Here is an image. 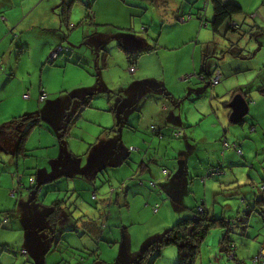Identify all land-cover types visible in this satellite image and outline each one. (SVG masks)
<instances>
[{
  "label": "rangeland",
  "instance_id": "obj_1",
  "mask_svg": "<svg viewBox=\"0 0 264 264\" xmlns=\"http://www.w3.org/2000/svg\"><path fill=\"white\" fill-rule=\"evenodd\" d=\"M195 1L197 2L193 11L191 4L194 5ZM204 1L205 0H186V3H189V7H185V5L182 6L185 8V10H183L184 13H186L185 16H188L190 14L189 12L196 14V11L202 7ZM233 1L243 8V15L234 17V19L240 21L239 24L241 29L239 33H227V38L224 36V32L217 37L220 45L222 44V38H225L224 41L226 42V46L222 50H215V52H217L215 55L217 60H214L216 63H221V61H225L226 59L231 60V58H237L244 63L245 68L250 67L254 71L240 72L238 76H231L232 79H230V82L228 81L229 79H224L218 86L222 87L224 84V86L228 87L226 89L247 86V84H245L247 83L246 79L255 76V66L260 67L264 65V0ZM209 5L208 13L211 15L213 12V4L209 1ZM84 10H86V8L78 4L74 5L70 24L74 25L75 28L65 27V34H70L68 40L65 41L67 46L60 45V47L64 49L63 52H66L70 46L80 47L82 42L87 40L88 45H85L81 51L91 54L92 56L90 59L92 60V57H94L92 49H94L95 52L98 51L96 44L93 43L110 38L112 30L130 35V22L129 24H127L128 21L126 20L123 22L124 16L115 10H111V16L107 15L109 21L106 19V15H104L103 20L107 22H102L103 25L101 27L96 26V24H99L97 21L80 26L85 18ZM56 12L58 15L59 9H57ZM117 14L120 15L118 18L116 17ZM173 15L174 14H169L164 20L163 18H157L155 12H152L151 16L148 14L147 17L144 18V23L148 25L149 20L153 21L152 18L155 21L151 27L152 36L150 35L148 37L143 33L144 36L141 34V28H144V26L141 27V18L133 19L132 23L137 21V36H143L144 38L152 37V39H154L152 43L146 41L147 50L156 43L158 47H164L167 52H169V47H176V45L177 47L181 46L182 50L180 49L178 52L172 54L176 56L180 66H182L181 62L186 63L189 59L186 49L188 48V43L193 44L190 42V39L194 38L196 33L193 32V27H182L189 25L191 21L182 23L178 21L176 16L172 17ZM194 18H196L195 15ZM111 21H113V23ZM208 21L209 26L207 27L209 29H205L206 31L201 30V40L206 38V41H209L210 35L212 34L213 36L210 24L212 18H208ZM106 23L109 25H106ZM115 23L127 24L124 26L126 30L123 31L115 28V25H117ZM90 28H98L99 30L96 31L94 35L89 34L93 35L92 37H86V31ZM207 30L209 31L207 32ZM120 37V41H122L124 37ZM259 42H261V44ZM185 44L187 46H184ZM254 45H257V47ZM47 47V51L38 52L39 55H42L41 61L36 60L32 62V57L34 58L35 56V52L33 51L30 55H20V58L24 57L26 59L23 61L19 75L20 77L25 76L26 79L21 78L18 80L21 83L25 81L24 83H26L27 88L25 95L29 96L31 94L30 99L25 98L23 94L18 96L16 86L13 84L12 88L8 87V90H12L13 93V96L9 97H13L10 103L12 107L9 104L4 107V104L0 102V113L3 110L5 114H12L15 113L16 108H18V114L15 118L19 117L21 118L19 120H22L15 126L17 131L14 133L13 138L0 141L2 142V145L0 144V151H3L5 153L4 155H7V158L5 156L0 158V264H37L39 258V264H129L150 241L156 240L160 235L165 233L167 229L171 228L184 217L191 216V209L200 207L204 205V203L206 205L204 206L206 210H208L210 215L216 218H221L222 216L231 218L232 215L233 217H237V211H239L238 216L245 220L249 229L246 236H240L241 233L237 236L233 235L234 237L231 235L232 241H234L237 247L238 260L243 261L244 264H258L254 259L257 256L261 244L264 245V206H259L255 200L264 197V194H261V186L264 185V144L261 149L259 148L258 152H255L256 144L252 143L243 147L242 149L245 156L241 158L236 151L229 148L226 149L221 139L223 142L220 147V150H222V158L217 157V160L221 159L220 164L218 161L217 165H222L226 170L223 174L217 176H204L207 181L206 188H204L203 184V175L197 174L199 170L197 171L195 169L194 164L197 160H193L192 163H190V175L188 176L190 185H187V191L185 192L187 194L190 192V195H184V203L186 206H181L172 199L168 201L167 198L164 200L158 199L157 202H154V200L148 204L146 199L142 200V197H138L141 198L140 200L135 199L136 201L132 202L131 206H104L102 200L108 198V194L106 195L104 193L108 192L110 195L111 189H115L117 192L121 186L126 184L124 181L125 179L122 178L121 175H132L135 173L137 171L133 169L136 165L134 164L135 161L133 164H130V160L128 159L126 162L128 166L126 167L125 165L124 168H121L120 165L117 166L115 162L121 159L122 154L120 152L123 148L118 147V140L109 138V131L114 125V119L109 109L111 110L114 103L107 108L101 107V101H104L103 103L107 102V99L104 97L105 94L97 95L93 98L91 100L93 108L86 113H84V110L76 114L77 106L83 103V100L74 102L73 106H71L74 108L67 111L65 115L63 110H60L58 104L63 100L66 101L65 97H70L71 94L74 95L76 93L75 91H84V89L80 87V83H83L88 78L80 71L71 67L74 60H71L68 53H65L66 62L70 64L68 69L65 67L67 63H62L59 58L63 52L54 60L53 64H50L49 59H51V55L57 49V46H53L51 43L47 44ZM112 49H114V47ZM164 49H160V52L156 53L157 55L151 60L149 65L152 70L160 69L159 62L165 54L163 51ZM260 49L261 51L257 53ZM15 51H18V49L16 48ZM223 51L226 53H223ZM239 53L244 55L243 58L237 57ZM133 54L138 59L145 57L143 55L138 56L137 53ZM222 56H225V58L221 59ZM16 57V53H14L13 58L15 59ZM34 59H36V57ZM94 59H96V57ZM141 60L142 65L145 67L146 59ZM86 61H83V67L84 63L91 67V62L88 61L87 63ZM125 62L126 66L123 67L122 56L120 55L119 58L116 57L113 62L109 64V71L107 70L104 74L102 72L99 74L96 73V82L99 79V82L101 80V83H105L106 85L110 84L117 86L123 74H127L128 78L131 79L129 75L130 72L129 74L126 72L129 67L126 57ZM235 63H237V61ZM180 70H184V67ZM160 71L162 73V69H160ZM2 72L0 76L3 74L9 75V77L11 76V72H6L5 68ZM43 72L46 73V83L49 82L51 86L49 89L50 98L47 101L42 100L43 102H39L37 100L39 94L38 88L43 77ZM231 72V69L227 70L228 74H231ZM28 73L31 75L27 76ZM189 75L191 74H187V76ZM173 78V75H171L170 80ZM150 79L154 87L152 86V89H149L151 91L149 93L151 98L149 99L156 97V99L158 98L159 100L160 98V108H162V103H167L170 106L171 102L169 98L165 97L166 94L163 96L165 88H158L159 82L155 81L154 72L151 74ZM179 79H181V77H179ZM196 80L200 83L202 82L199 77H196ZM200 87L203 89L201 92H194L195 94H192L188 100L181 101L182 105L186 106L187 110L185 112H187L189 108L190 112L196 113L207 107L203 99L209 101L210 93L211 91H215L216 87H207L203 82ZM1 88L2 84H0V90ZM147 90V87L142 88V98L146 95ZM222 91L224 90L222 89ZM227 91L228 90H225V92L221 94L225 97L222 103L219 99V97H222L221 95L216 98L214 102L215 105L220 106L222 109L224 108V101L228 99L225 94ZM202 92L203 94H200ZM95 93V90L91 91V94ZM108 95H110L109 91ZM252 95L253 100L257 99L259 96L257 92H254ZM1 96L2 95H0V97ZM85 97L86 96H83L82 99H85ZM9 98L4 101L10 102ZM193 101L197 103L196 107H194ZM176 104L177 102L173 103V105ZM126 111L128 114L126 118L128 119L131 117L130 115L135 114L138 109L129 108L126 109ZM263 112L264 98L260 97L258 105H256L255 102V104L251 106L247 121L251 118L260 120L263 127ZM26 117H28V119H26ZM198 118L196 123L193 124V127H196V124H198V126L201 124V118ZM107 120H113V124L106 126L104 123L109 122ZM122 120L123 118L120 117L118 122L121 124ZM133 121L134 118H132V122ZM212 121V119H206L202 127L197 126L196 133H199L201 136L202 130H204L205 127H209ZM127 124H129L128 121L125 125ZM237 128L240 129L241 127H237V125L232 127L233 130L240 134V130ZM188 129L189 128H186V130ZM231 133L233 134L232 131ZM228 134H230V131ZM22 135H24V137H22L23 140L21 141ZM227 137L229 139V135ZM237 140V142L228 143L242 144L239 139ZM69 145H71V148H69ZM202 147L201 145L199 146V148ZM211 149L214 150L217 148L213 146ZM245 149H247V151ZM96 151H105L108 153L105 155V158L112 159V166L99 164L95 166L94 169L90 170L91 167H89L88 162L90 153ZM225 152L227 153L226 156ZM194 154L195 153H190L191 156H194ZM207 154L211 156L212 152H207ZM218 154L219 151L217 152V155ZM11 156H13V158H11ZM246 156L248 157V162ZM252 156L253 158L251 160ZM122 157L126 158L127 154H124ZM129 158L132 159L130 156ZM11 160H13V162H11ZM234 160L238 161L232 164ZM61 163L65 164V166L60 168L59 171L61 172L73 170L75 172L82 171V173L88 174L81 173L78 176L83 175V177H79L78 180L73 177L69 179L65 178V176H56L39 187L40 189L37 190L36 197L32 200L36 192L34 185L37 186L43 179L57 175V167ZM179 163L181 165L183 164V162L177 161L175 163L176 166H179ZM74 164H77V166H74ZM214 169L220 172L218 170L219 167L211 168V170ZM231 169H233L232 173L230 172ZM179 172L180 176L185 174L183 173L185 170L180 169ZM193 172L196 173L195 176ZM249 173L253 174L252 177L248 176ZM208 174L209 171L207 175ZM190 177H193L192 181H190ZM236 177L241 185L243 183H247V185L238 188L237 183H233ZM177 179L178 175L174 174V180H176V182ZM200 181H202V183H200ZM183 186H186V183H182V187ZM94 192L96 193L98 202L92 199V194ZM241 192H249L248 198L251 199L252 197V200L255 199L253 201L254 206H251L249 209L251 210L250 214H248V211L247 213L245 212L247 210L246 208H249V206H245L242 203L244 196ZM213 199H216L215 204H213ZM227 202L233 204L231 208L228 207L230 205L226 204ZM55 204H57V207ZM242 204L243 206H241ZM155 205H159L158 212L154 211ZM85 222H87L86 224H88V227L92 228L93 224L95 228L99 229L100 236L98 242L90 236L94 234L87 231ZM60 231H64L62 235H60ZM224 233L225 230L221 228H214L209 232L206 240L202 243L201 251L195 264H239L229 258L231 255L228 256V254L222 250L220 242ZM61 237L62 240L58 245L57 239ZM81 239L87 240L88 244L83 240L81 245L79 242ZM90 240H93V250H96L94 255H89V251H91L89 249ZM128 243H131L132 251L134 252V255H131V259L126 256ZM97 247L99 248L97 249ZM23 250H26L27 254H23ZM43 253H45V255ZM81 255L85 258L84 261L81 260ZM177 263L178 250L176 247L170 246L165 248L160 256L148 261L147 264Z\"/></svg>",
  "mask_w": 264,
  "mask_h": 264
},
{
  "label": "crops",
  "instance_id": "obj_2",
  "mask_svg": "<svg viewBox=\"0 0 264 264\" xmlns=\"http://www.w3.org/2000/svg\"><path fill=\"white\" fill-rule=\"evenodd\" d=\"M61 1L62 0H0V70H1L0 73H3L2 71H4V68L6 69V72L7 71L11 72L10 77L7 74H3L2 76H0V84H2V88L0 90V95L2 96L0 97V102L4 104V107L8 104L12 107V104L10 103L11 100H13V97L11 98L9 97L13 96V93L12 90H8V87L12 88L13 84L16 86V91L18 93V96H21V94H23L24 96L26 94L25 92L27 88H26V83H24L25 81L21 83L18 80L21 78L26 79L25 76L20 77L19 75L20 70L22 69L23 61L26 59L24 57L20 58V55L23 56L24 54L30 55L31 52L33 51L35 52L34 58L36 57V59L32 57V62H35L36 60L41 61L42 55H39L38 52L47 51L48 50L47 44L52 43L53 46L54 45L57 46L56 48H58L60 45L67 46L65 41L68 40V36L70 33L67 35L65 34L66 26L62 23L59 16L60 5L62 3ZM196 2L197 1H195L194 5L191 4L193 11L195 9ZM89 3H91L92 16L86 22L81 21L82 25L80 26H84V24H88L89 22L93 23L97 21L99 22V24H96V26L101 27L103 25L102 22H107L103 20L104 15H106V19L109 21L107 15L111 16V10H115L120 12L124 16L123 22H125V20L128 21L127 24H129L130 22L131 28L129 30L133 32V33L129 32L130 35H126L124 33H120V31L115 32L112 30L111 31L112 33H110L111 34L110 38H106L104 39V41L102 40L97 43H93L96 44L98 51L95 52V50L92 49L94 55V57H92V60L90 59V57L92 56L91 54L81 51V49L85 45H88L87 40L86 41L84 40V42H82L80 47L70 46V48H68L69 51L67 50L66 52H63L59 56L61 62L63 63L67 61L65 59V53H68V55L71 57V60H74L73 62L74 64L72 63L71 67L73 69L80 71L86 76V78H88L83 83H80V87L84 89V91L83 92L75 91L76 93L74 95L71 94L70 97H65L66 101L63 100L58 104L60 110L61 111L63 110L65 115L67 114V111H70L74 108L71 107L73 106L74 102H76L77 100L85 101L86 98L87 99L90 98V103H88L89 105H83L84 103L83 102L77 106L76 114L79 112H83L84 110H85L84 113H86L87 111L93 108V103H91V100L95 98L97 95L105 94L104 97L105 99H107V102L103 103L104 101H101L100 106L103 108H107L111 104L113 105L114 103L111 110L109 109V112L114 119L113 127H111V129L108 128L110 129L109 138L111 139L115 138L116 140H118V147L123 148V150L120 152L122 156H124V154H127L126 158H123L121 156V159H118L115 162L117 163V166L120 165L121 168H124L125 165L126 167L128 166L126 164L128 159L130 160V164H133L134 161H135L134 164H136L135 167H133V169L137 170L136 172L134 171L135 173H133L132 175L131 174L121 175V177L125 179L124 181L126 184L124 186H121L120 190H117V192L113 194L114 196L112 194L109 195L108 192L104 193L106 195L107 194L109 195V196L107 195L108 197L107 199L102 200V204L104 206L106 205L131 206L132 202L136 201L135 199L137 200L141 199L138 197H142V200L146 199L148 204L150 202H153L154 200H155L154 202H157L158 199L164 200L165 198H167L168 201L172 199L173 201L175 200V202L178 203L179 205L186 206V204L184 203L185 202L184 195L187 194L185 193L187 191V185L188 184L190 185L188 176L190 175V163H192L193 160H197V162H195L194 164L195 169L197 171L199 170L197 174L201 176L203 175V184H204V188H206L207 181L204 178V176L208 177L207 176L208 171L212 172L216 170V169L211 170V168L221 167L223 168L224 171L226 170L225 167H223L222 165L219 166L217 165L218 161L219 164L221 162V159L217 160V157L222 158V150H220V147L222 146L221 143L237 142L238 141L237 139H239V141L242 142V144H238V143L237 144L241 148L246 147L247 145H250L252 143L256 144L255 152H258L259 148L260 149L262 148L264 144V126L262 127L261 121L254 120L253 118L247 121V117L249 115L248 113V115L243 120L244 123L242 125H237V127H241L240 129L237 128L238 130H240L239 132L240 134H238L237 131L232 129V127H235L236 125L232 123L230 120V116L232 113L230 109V103L236 94H242L249 103V108H250L249 112L251 110V106L255 104V102L256 105H258L260 101V97L264 98V95H262L258 91L260 87L264 86V65H261L260 67L255 66V76H253V78L248 77L246 79L247 83L245 82L244 83L247 84V86L245 87L226 89L228 87L224 86V84L222 85V87L218 85L212 87V88L215 87L216 88L215 91H211L209 96V101L203 99V101L206 102L207 107L203 110H200L199 112L196 113L190 112L189 108H188L189 112L188 111L185 112L187 110L186 106H183L181 103V101L188 100V98H190L192 94L201 92L203 90L200 87L202 82L200 83L196 79H193L191 81H184L183 77L186 76L187 74H205L206 72L212 74L214 72H220L221 82L224 79L225 80L229 79L228 81L230 82V79H232L234 75L238 76L240 72H247L253 70L250 67L245 68L244 63L237 58H231V60L226 59L225 61H221V63H216L215 60L217 59L215 58V55L217 52H215V50L218 49L219 51L224 49V47L226 46V42L224 41L225 38H222L223 39L222 44L220 45V42H218L217 39V37L219 36H216L214 33L213 36L212 34L210 35L209 41H206V38L201 40V34H200L201 30L206 31L205 29H209L207 27L209 26L208 18L213 19L214 16L213 12L211 13V15L208 13L210 6L209 3L204 10L205 11L204 14L207 19L204 22V24L199 19L194 18L195 14L193 12H189L190 13L189 15H193L192 19L189 20V22L190 21L191 22L189 25L182 26L183 28L193 27L194 30L193 32L196 33L194 38L190 39L191 40L190 42H192L193 44L188 43V46L186 44L184 45L188 47L186 49V53L189 59L188 61H186V63L181 62L182 66H180L178 59H176V56L172 54L178 52L182 48L181 46L177 47L176 45V47H169V49L167 48L169 52H167L162 46L156 47L157 43L154 44L153 47H150V50L152 49V51H150L149 53L142 54L145 57H141L140 59L137 58L134 60L133 57L134 54H132L133 56L129 55L132 58V61H134L133 63L132 61L130 63L129 56L121 48V46H123L122 45L123 40L120 41L121 40L120 36L124 38L126 36H135L141 38L145 41L144 48H146V41L152 43V40L154 39H152V37L144 38L143 34L147 35V37L150 35L152 36L151 27L155 21L152 18L153 21L149 20L148 21L149 24L147 25L146 23H144V18H146L148 14L151 16L152 12L153 13L155 12V16L157 18L159 19L163 18L164 20L169 14H174L172 17L176 16V18L180 16H185L186 13H184L183 11L185 10V8H183L182 6L185 5V7H189V3H186V0H132V1L131 0H82L76 2V4L84 8H86V5ZM204 3L205 2H203V4ZM57 9H59L58 15L56 12ZM84 11L86 15V10ZM198 11L199 9L196 11V13ZM118 16L120 15L117 14L116 17L118 18ZM138 18H141L140 19L141 27L144 26L143 29L141 28L142 31L141 34L143 33L142 34L143 36H137L138 33V29L136 25L137 21H134V23H132L133 19H138ZM84 20L85 18L83 19V21ZM111 22L113 23V21ZM239 23L240 21L238 19H234L231 25L234 26L233 24H235L240 26ZM115 24H117L115 25L116 26L115 28L119 30L121 29L123 31L126 30V27L124 26H126L127 24L126 25L123 23L121 24L115 23ZM106 25L109 24L106 23ZM71 27L75 28V26L72 24ZM98 30H99L98 28L88 29L86 31V37L88 36L92 37ZM208 31L209 30H207V32ZM89 34H93V35H89ZM225 37L227 38L228 36L226 35ZM259 43L261 44V42ZM93 44H92V48H93ZM254 46L257 47V45ZM113 47L114 49H112ZM16 48L18 49V51H15ZM162 48L164 49L163 51L165 54L162 57L161 61L159 62V68L162 69V73H161L160 69L152 70L149 64L153 59V57L157 55L156 53H159L160 49ZM247 48L249 49V47ZM259 51H261V49L258 50L257 53ZM14 53H16L17 56L15 59L13 58ZM132 53H136V52H132ZM223 53L226 52L223 51ZM120 55L122 56L123 67L126 66L125 57L129 63L128 64L129 67L126 70L128 74L130 72L129 71L130 67H132L131 64H134L133 66L136 68L134 73L129 74L131 76V79L128 78L127 74H123V77L119 81V85L117 86L110 85L108 83H107L108 85H106L105 83H101V80L99 82V79L97 80L98 82L97 84L95 77L97 76L96 73L99 74L100 72H102L104 74L107 72V70L109 71L108 68L109 64L113 62V60L116 57L119 58ZM243 56L244 55L241 53L237 54V57L239 58H243ZM95 57L96 59H94ZM222 58H225V56H222L221 59ZM141 59H146L145 67L142 65ZM84 60L85 61L87 60L86 61L87 63L88 61L91 62L92 66L89 67L84 63V67H83ZM236 61L237 63H235ZM66 63L67 65L65 67L66 69H68L70 64L68 62ZM182 67H184V70H180ZM228 69H231L232 71L231 74H228L229 72L227 73ZM153 72L155 76V81L159 82L158 88L159 89L165 88V93H163V96H165L166 94L165 97L169 98L171 102L170 106L167 103L166 104L162 103V108H160V104H161L160 98L159 100L158 98L156 99V97L149 99L151 98V96H149V93L151 92L149 89H152V86L154 87L153 83H151L150 81L151 80L150 77ZM29 75L31 74L28 73L27 76ZM45 75L46 73L43 72V77L41 79L40 86L38 88L39 94L37 100L39 102L47 101L50 98L49 89L51 88V86L49 82L46 83ZM171 75H173L174 78L170 80ZM179 77H181V79H179ZM143 87H147L148 90L146 92V95L142 98ZM222 89L224 91H222ZM92 90H95L96 92L94 94V97L92 96L88 97L90 96ZM225 90H228L227 93H225L228 99L224 101L225 102L223 103L224 108L222 109L220 108V106L215 105L214 102L216 98H218L223 92H225ZM43 91L46 93V98L43 101H41L40 98L42 96ZM108 91L110 95H108ZM254 92H257L259 95L258 98L255 100H253V95H252ZM200 94H203V92ZM30 96L31 94L28 97L29 99ZM83 96H86L85 99H82ZM7 98L10 99V102L4 101ZM224 98H225L224 96L219 97L221 103L224 100ZM174 102H177V104L173 105ZM208 102H209V106H208ZM1 103H0V108H1ZM193 105L194 107H196L197 103L193 101ZM129 108H137L138 111L135 112V114H131L130 115L131 117L128 116L129 118L127 119L126 116L128 114L126 113L127 112L126 109ZM17 112H18V108H16L15 113L12 114H5L3 110L0 113V141H4L5 139L9 140V138H13L15 132L13 131V126H10V124L15 119L19 118V117L15 118V116L18 114ZM179 115H180V119H179ZM120 117L123 118L121 124L118 122V119ZM198 117L201 118L200 119L201 124L199 125L201 127L203 123L206 121V119L213 120L209 127H205L204 130H202L201 136L199 133H196V129L199 127L198 124H196V127H193V124L196 123ZM132 118H134L133 122H132ZM107 121L109 122L104 123L106 126L113 124V120L112 121L107 120ZM127 121L129 122V124L125 125ZM151 127H155L158 132L152 131ZM186 128L189 129L186 130ZM229 131L230 134H228ZM231 131L233 132V134L231 133ZM175 132H181L182 135L180 136V138L173 137ZM228 135H229V139L227 137ZM221 139L223 142L221 141ZM0 144L2 145V142H0ZM200 145L203 147L199 148ZM213 146L216 147L217 149L212 150L211 148H213ZM69 148H71V145H69ZM69 150H74V149H69ZM245 150L247 151V149ZM218 151L219 154L217 155ZM207 152H212V155L211 156L208 155ZM190 153H195V154L194 156H191ZM4 154L5 153L3 151H0V158H2L3 156L7 158V155ZM106 154L108 153H106L105 151L102 152L96 151L94 153H90V157L88 160L89 167H91L90 170L94 169L95 166L99 164H104L106 166L108 164H111L112 159H106L105 158ZM226 155L227 153L225 152V156ZM129 156L132 159H130ZM11 158H13V156H11ZM252 158L253 156L251 157V160ZM246 159L248 162V157ZM177 161L181 163L183 162V164L181 165L179 163V166H176L175 163ZM237 161L238 160H234L232 164L237 163ZM11 162H13V160H11ZM63 166H65V164L61 163L57 167L58 168L57 176L62 174L61 175L62 177L65 176V178H69V179L73 177L76 180H78L79 177H83V175L78 176L82 173V171H78V170H77L78 172H75L73 170L62 171V172L59 171L60 168H62ZM74 166H77V164H74ZM140 166H143L141 168L142 170H138ZM180 169L185 170V172H183L185 173L183 174V176H180V172H179ZM165 171H167V173H164ZM230 172L232 173L233 169H231ZM82 174H88V173H82ZM174 174L178 175L177 182L176 180H174ZM193 174L195 176L196 173L193 172ZM252 175H253L252 173H249L248 176L252 177ZM132 177L134 179L130 180ZM137 178L142 179L144 181L143 186H138ZM190 179H191L190 181H192L193 177H190ZM149 181L156 182L159 186L158 188L159 190L158 189L155 190L154 193V190H152V188L149 186ZM182 183L183 184L186 183V186L182 187ZM200 183H202V181H200ZM233 183H237L238 188L247 185V183H243L241 185L237 177L235 178ZM113 190L115 189H112V191ZM241 194L244 196V198L242 199L243 201L242 203L245 206H249V208H246L247 209L246 211H248L251 208V206H254L253 201L255 199L252 200V197L251 199L248 198L249 192L246 193L241 192ZM261 194H264V192H261ZM187 195L189 196L190 192ZM92 199H93V194H92ZM258 199L259 198L255 200L256 203H258L259 206L260 205L264 206V202L259 203ZM95 200H97V198ZM215 203H216V199H213V204ZM226 204H229L230 206L228 207L230 208L233 205L230 202H227ZM243 204L241 206H243ZM204 206H206L205 203ZM238 213L239 211H237V217H238ZM223 217L228 219L226 216H222L221 218ZM231 218H234L233 215ZM86 223L87 222H85V224ZM85 226L87 227V229L89 228L88 224H86ZM83 240L84 239H81L79 241L81 245ZM84 241L86 242V244H88L87 240ZM93 248H94L93 240H90L89 249L91 251H89L90 253L89 255L95 254L96 250L94 251ZM98 248L99 247H97V249ZM262 252H264V245L261 244V247L257 252V256L261 255ZM131 255H134V252L132 251L131 243H128L126 256L127 258L131 259ZM80 258L83 261L85 259L82 255L80 256Z\"/></svg>",
  "mask_w": 264,
  "mask_h": 264
},
{
  "label": "trees",
  "instance_id": "obj_3",
  "mask_svg": "<svg viewBox=\"0 0 264 264\" xmlns=\"http://www.w3.org/2000/svg\"><path fill=\"white\" fill-rule=\"evenodd\" d=\"M77 1H82V0H62L61 1L62 3L60 5L59 16H60L62 23L66 26V28H71L70 22H71L72 9H73V7ZM209 1L213 4L214 16H213V19L210 23L213 33L216 36L222 35L223 32H224V36H226L227 33H230V32L231 33H239L241 26H238V25L232 26L231 23L234 21V17L239 16V15H243L242 6L235 3L233 0H209ZM91 16H92V14H91V3H89L86 5V15H85V20L83 22H86L88 19L91 18ZM190 16L193 17V15H190ZM195 16L197 19L201 20V22L203 24L207 20L205 14L203 13L202 8L199 9V11L195 14ZM184 17L185 16H180L177 19L179 22L184 23L182 21V18H184ZM156 47H157V45H156ZM156 47H155V49H156ZM121 48L124 50V52L128 56L133 54L132 52H129L128 50H126L124 48V46H121ZM150 51H152V49L147 50L146 48H144L142 51L136 52V53L138 56H140L142 54L149 53ZM133 57H135V56H133ZM135 59H137V57H135L134 60ZM129 61H130V63L132 61V58L130 56H129ZM133 62L134 61H132V63ZM49 63L53 64L54 60L49 59ZM133 65L134 64H131V66H133ZM214 73L210 74V73L206 72L205 74H198V75L199 76L203 75L205 81H202V82L205 84H208V81H210V79L213 77ZM258 91L262 95H264V86L260 87L258 89ZM91 96L94 97V94H92V95L90 94V96H88V97H91ZM86 99H85V101H83L85 103V104L83 103V105H89L88 103H90V98H88L87 100ZM22 118H24V117H22ZM19 119H21V118L15 119L10 124V126H13L14 132L17 131V128L15 126H17L18 123H20V121H22ZM26 119H28V117H26ZM243 123H244V121L240 122L237 125H242ZM152 131L158 132L156 129L152 130ZM180 134H181V132H180ZM24 135H25V133H24ZM24 135L21 136V141L23 140L22 137H24ZM180 136L175 137L173 135L174 138H180ZM235 145H236V149L235 150L233 149V150L236 151L237 154H238V150H240L243 153V155L241 156V158H242L244 156L243 149L237 143ZM112 164H113V162H111V164H108V166L111 167ZM102 165H104V164H102ZM142 167L143 166H140L138 170H142L141 169ZM218 170L220 172H217V170H215L218 174L213 175L212 172H209V174L207 176L213 177V176L219 175L220 173L223 174L225 172L223 170V168H221V167ZM61 175L62 174H60L59 176H61ZM56 176L57 175L43 179L39 183V185H37V186L34 185V188L39 190L40 189L39 187H41L48 180H51L52 178H54ZM59 176H57V177H59ZM133 179L134 178L132 177L130 180H133ZM137 183H138V186L144 185V181L142 179L137 178ZM149 186L154 190H157L159 188L158 184L156 182H153V181H149ZM118 190H120V188ZM110 192H111L110 194L113 195V194H115L116 190L112 191V189H111ZM160 192H161V190H160ZM261 192H264V185L261 186ZM93 195L96 196V193L94 192ZM96 198L97 197H95V199ZM258 200H259V203H263L264 197L260 198ZM55 206L57 207V204H55ZM155 206H157V205H155ZM250 211L251 210H248V212H249L248 214H250ZM245 212L247 213V211H245ZM214 228H221V229L225 230L223 238L220 242L223 252H226V254H228V256L231 255V257L229 256V258H231L232 260L238 262L239 264H244L243 261L238 260L237 247H236L234 241H232L231 235L237 236V235H239V233H241L240 236H246L248 234L249 226L245 223V220L243 218H240V216L234 217V218H228V219H226L224 217L223 218H216V217L210 215V213L208 212V210H206L204 205H201L200 207H197V208H192L191 209V216L184 217L183 219L178 221L176 224H174L171 228L167 229L165 231V233L160 235V237H158L156 240L150 241L146 245V247L136 256V258L133 261H131L129 264H147L148 261H150L151 259H153L157 256H160L161 253L163 252V250L167 247H170V246L176 247L178 250V263L177 264H195L199 254H200L202 243L206 240L209 232ZM73 229H76V228H73ZM87 231L94 234V235H90V236L93 237V239L98 242V239L100 236L99 235V229L95 228L94 225L92 224V228L89 227V229H87ZM63 232L64 231H60V235H62ZM61 240H62V237L57 239L58 245H59V242ZM44 255H45V253H44ZM256 257H255V259H256Z\"/></svg>",
  "mask_w": 264,
  "mask_h": 264
},
{
  "label": "water",
  "instance_id": "obj_4",
  "mask_svg": "<svg viewBox=\"0 0 264 264\" xmlns=\"http://www.w3.org/2000/svg\"><path fill=\"white\" fill-rule=\"evenodd\" d=\"M122 45L129 52H140L144 49L145 41L135 36H126L122 41ZM206 85L209 86V84ZM230 109L232 112L230 116V120L232 123L237 125L245 119V117L249 113L250 108H249V103L245 99V97L242 94H236L230 103ZM37 190L38 189H36V192L34 193L32 200L36 197ZM39 259L37 261V264H39Z\"/></svg>",
  "mask_w": 264,
  "mask_h": 264
},
{
  "label": "built area",
  "instance_id": "obj_5",
  "mask_svg": "<svg viewBox=\"0 0 264 264\" xmlns=\"http://www.w3.org/2000/svg\"><path fill=\"white\" fill-rule=\"evenodd\" d=\"M205 3L203 4V7H202V10H203V13L205 12L204 10H205V8H206V6L208 5V3H209V0H205L204 1ZM192 19V16H185L184 18H182V21L183 22H187V21H189V20H191ZM207 24V23H206ZM234 26H237V25H235V24H233ZM63 48L62 47H58L54 52H53V54L51 55V59L52 60H55L58 56H59V54L60 53H62L63 52ZM135 70H136V68L134 67V66H132L131 68H130V73H134L135 72ZM196 77H199L202 81H205V79H204V77H203V75L202 76H199L198 74H191V75H189V76H184L183 77V79H184V81H191V80H193V79H196ZM221 82V74H220V72H215L214 73V75H213V77L210 79V81H208V84H209V87H214V86H216V85H218L219 83ZM29 96L28 95H25V98H28ZM46 98V93L43 91L42 92V96H41V101L42 100H44ZM151 129L152 130H155L156 128L155 127H151ZM181 134H180V132H176L175 134H174V136L175 137H179ZM224 146H225V148L226 149H236V145L235 144H229L228 142H224ZM238 154L240 155V156H242L243 155V153L240 151V150H238ZM164 173H167V171H165ZM212 174L213 175H216V174H218L216 171H212ZM95 195H93V199H95ZM154 211L155 212H158V205L157 206H155V208H154ZM22 253L23 254H26V251L25 250H23L22 251ZM256 262H258V263H260V264H264V252H262L261 253V255H259V256H257L256 257Z\"/></svg>",
  "mask_w": 264,
  "mask_h": 264
}]
</instances>
